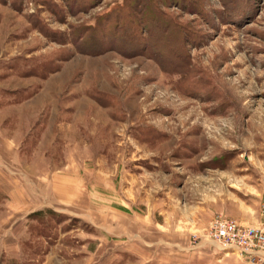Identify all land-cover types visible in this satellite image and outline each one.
<instances>
[{
    "label": "rangeland",
    "instance_id": "obj_1",
    "mask_svg": "<svg viewBox=\"0 0 264 264\" xmlns=\"http://www.w3.org/2000/svg\"><path fill=\"white\" fill-rule=\"evenodd\" d=\"M220 216L264 228V0H0V264H250Z\"/></svg>",
    "mask_w": 264,
    "mask_h": 264
},
{
    "label": "built area",
    "instance_id": "obj_2",
    "mask_svg": "<svg viewBox=\"0 0 264 264\" xmlns=\"http://www.w3.org/2000/svg\"><path fill=\"white\" fill-rule=\"evenodd\" d=\"M209 234L235 248L250 264L264 262V228L249 226L236 219L220 216L210 225Z\"/></svg>",
    "mask_w": 264,
    "mask_h": 264
},
{
    "label": "crops",
    "instance_id": "obj_3",
    "mask_svg": "<svg viewBox=\"0 0 264 264\" xmlns=\"http://www.w3.org/2000/svg\"><path fill=\"white\" fill-rule=\"evenodd\" d=\"M203 246L205 245L206 248H202L204 250L199 252L198 254L193 253L192 256L187 257V259L183 261H178V257H174L171 255V259H160L159 255V260L158 256H154V264H194V261L196 262L195 264H247L240 256L237 254H232V253H227L226 255L219 254L218 252H213L210 251V246L208 242L202 243ZM95 264H104L103 262H97ZM105 264H107L105 262Z\"/></svg>",
    "mask_w": 264,
    "mask_h": 264
},
{
    "label": "trees",
    "instance_id": "obj_4",
    "mask_svg": "<svg viewBox=\"0 0 264 264\" xmlns=\"http://www.w3.org/2000/svg\"><path fill=\"white\" fill-rule=\"evenodd\" d=\"M34 214H44L43 211H38V212H35ZM33 215V214H32ZM33 217V216H32Z\"/></svg>",
    "mask_w": 264,
    "mask_h": 264
}]
</instances>
